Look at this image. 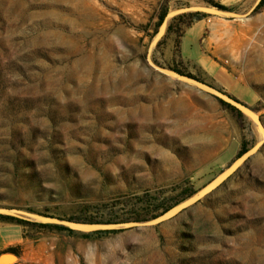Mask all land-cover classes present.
<instances>
[{"label":"rangeland","instance_id":"rangeland-1","mask_svg":"<svg viewBox=\"0 0 264 264\" xmlns=\"http://www.w3.org/2000/svg\"><path fill=\"white\" fill-rule=\"evenodd\" d=\"M213 1L0 0V264H264V7Z\"/></svg>","mask_w":264,"mask_h":264},{"label":"trees","instance_id":"trees-1","mask_svg":"<svg viewBox=\"0 0 264 264\" xmlns=\"http://www.w3.org/2000/svg\"><path fill=\"white\" fill-rule=\"evenodd\" d=\"M202 2H205L207 4L212 5L213 7L224 11V12H234L235 8H229L227 6L215 3L213 0H201ZM264 7V0H260L257 7L254 11H258L261 8ZM165 19V15L161 16L160 23L158 25H161ZM188 77L194 79L193 76L189 75ZM220 102L223 105H226L228 107H231L230 104L226 103L224 100H220ZM247 151H241L238 154V158L242 157ZM196 194V190L193 186H188L181 190L176 196H173L171 198H158L155 196H151L148 193L137 196V202L136 205L139 206V208H135L134 210H131L127 212V216H122L118 212L115 211L116 206H118L117 203H120V200H117L115 204L112 206L106 207L110 208V212L103 213L101 216H90L85 219H76L77 223H84V224H92V225H108V226H117L122 224H128L130 222H141V221H148V220H155L158 219L166 214H168L171 210H173L176 206L180 205L181 203L185 202L186 200L190 199ZM145 215V216H144ZM0 219L4 221H17L18 223H27L23 222L21 220H18L13 217L9 216H3L0 215ZM43 227H52L59 231H68L73 232V230L66 228L64 226H52L49 224H42ZM122 231L121 229H111V230H104V231H98L99 233H118ZM7 253H12L16 256H19L16 248H9L7 250Z\"/></svg>","mask_w":264,"mask_h":264},{"label":"crops","instance_id":"crops-1","mask_svg":"<svg viewBox=\"0 0 264 264\" xmlns=\"http://www.w3.org/2000/svg\"><path fill=\"white\" fill-rule=\"evenodd\" d=\"M18 232L11 228H6L0 224V251L6 250L14 243L19 242Z\"/></svg>","mask_w":264,"mask_h":264},{"label":"bare ground","instance_id":"bare-ground-1","mask_svg":"<svg viewBox=\"0 0 264 264\" xmlns=\"http://www.w3.org/2000/svg\"><path fill=\"white\" fill-rule=\"evenodd\" d=\"M219 140H220V139H219ZM6 258L13 259V257H6Z\"/></svg>","mask_w":264,"mask_h":264}]
</instances>
